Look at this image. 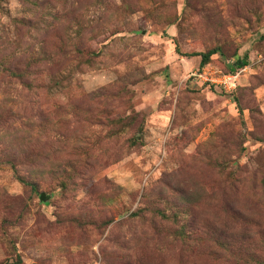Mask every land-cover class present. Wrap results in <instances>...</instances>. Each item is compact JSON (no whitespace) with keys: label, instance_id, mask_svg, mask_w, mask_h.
I'll use <instances>...</instances> for the list:
<instances>
[{"label":"rangeland","instance_id":"374dc122","mask_svg":"<svg viewBox=\"0 0 264 264\" xmlns=\"http://www.w3.org/2000/svg\"><path fill=\"white\" fill-rule=\"evenodd\" d=\"M0 264H264V0H0Z\"/></svg>","mask_w":264,"mask_h":264},{"label":"trees","instance_id":"16d2710c","mask_svg":"<svg viewBox=\"0 0 264 264\" xmlns=\"http://www.w3.org/2000/svg\"><path fill=\"white\" fill-rule=\"evenodd\" d=\"M218 53V50H211L205 53H200V54H194L192 56H200L201 57V67L207 65L210 62V59L212 56L216 55ZM248 65V60L247 58L243 59H237L232 66H230L231 71L235 69H242Z\"/></svg>","mask_w":264,"mask_h":264},{"label":"built area","instance_id":"2783aa9c","mask_svg":"<svg viewBox=\"0 0 264 264\" xmlns=\"http://www.w3.org/2000/svg\"><path fill=\"white\" fill-rule=\"evenodd\" d=\"M235 77L234 76H231V75H228V76H225L224 80H223V83L225 84V86H227V84H229V86L231 88L235 87L236 84H235Z\"/></svg>","mask_w":264,"mask_h":264},{"label":"water","instance_id":"95a60500","mask_svg":"<svg viewBox=\"0 0 264 264\" xmlns=\"http://www.w3.org/2000/svg\"><path fill=\"white\" fill-rule=\"evenodd\" d=\"M41 199H44V195H42Z\"/></svg>","mask_w":264,"mask_h":264}]
</instances>
